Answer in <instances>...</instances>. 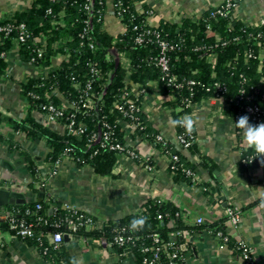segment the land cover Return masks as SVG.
Segmentation results:
<instances>
[{
	"label": "trees",
	"instance_id": "obj_1",
	"mask_svg": "<svg viewBox=\"0 0 264 264\" xmlns=\"http://www.w3.org/2000/svg\"><path fill=\"white\" fill-rule=\"evenodd\" d=\"M136 1L138 0H34L28 9L0 20V27L24 24L30 35L25 43H17L16 32L7 36L0 34V76L7 67L5 54L16 43L24 61L31 62L34 58L31 63L33 66L49 68L37 78L21 84V94L30 107L46 113L45 107L53 105L63 111V116L57 119L59 124L73 122L75 128L82 125L85 130L80 135L66 130L58 133L31 116L20 121H8V125L14 134L20 133L27 140H44L49 147L45 160L50 165L63 159H71L79 167L87 165L98 175H108L117 157L116 152L108 147L112 143L125 144L119 122L127 121L136 126L135 136L156 141L164 154L177 155L178 162L172 164L175 169L169 170L173 180L191 184L193 176L186 174L187 170H191L184 158L168 142L157 141L158 135L141 113V98L148 92V84L154 82L161 94L174 97L170 105L183 107L185 113H189L192 105L202 100L217 98L224 101L227 113L234 122L244 116L246 106L252 105L262 110L261 123H264V66L257 58L261 53L264 56V25L255 28L244 26L233 19L232 13L224 18H210V10H207L198 17H184L180 23L162 21L158 26L151 27L145 22L147 14H139L135 9ZM111 3L118 4L119 8L113 11V15L120 17L126 28L123 34L117 36L109 34L103 27L107 8ZM208 25L216 35H208ZM154 33L174 45V49L168 52L167 76L156 66L160 51ZM140 34L144 40L137 44L135 38ZM223 43L225 44L222 45ZM38 49L42 50L40 58L36 56ZM248 54H252L254 58H248ZM56 55H62L65 59L56 68H50L52 58ZM211 55L214 56V62L210 60ZM122 60H127L129 66L126 67ZM91 66L98 71V76L92 82L93 107L86 110L79 104V97L86 81L91 79ZM127 77L129 83H126ZM167 77L177 78L181 87L168 85ZM189 81L193 84L190 85ZM127 99L135 101L136 122L124 116L116 107L118 102L123 103ZM63 102L74 103L75 106L62 107ZM179 118L180 114L173 116V119ZM248 118L251 124L256 125L249 116ZM176 130L178 136L192 135L193 139L187 150L194 148V132L188 134L181 127H176ZM105 133L108 135L107 140H104ZM1 137L3 136L0 135ZM10 142L11 147L21 149L20 143ZM20 155L26 162L30 175L34 177L37 169L33 158L25 151L20 152ZM253 156L251 149L242 152L239 163L242 170L262 167L258 159L252 160ZM54 207L53 212L49 213L51 205L44 201L26 203L16 208L15 217L34 224L36 233H70L64 224V219L70 213L60 205ZM141 217L146 218L144 225L139 229H132L131 222ZM223 221L188 226L182 221L176 205L147 200L137 214L128 215L113 224L108 223L100 230L82 227L71 236L106 238L111 243L113 230L124 228L125 235L137 238L128 249L138 264L149 256L142 254L140 248L153 245V236L159 239V246H162L156 264H170L172 260L167 256L170 253L177 254V258L173 260L175 264H185L184 252L178 239L184 233L203 230L209 231L213 236L217 232L225 234ZM55 223L61 225L55 227ZM0 232H13L2 218ZM172 233L177 234L176 242L168 247ZM23 241L36 248L48 264H69V257L62 246H49L44 236L40 242L29 238ZM163 245L166 246L163 248ZM227 246L240 255L241 251L237 249L236 243L229 240ZM114 247L120 252L126 249Z\"/></svg>",
	"mask_w": 264,
	"mask_h": 264
},
{
	"label": "crops",
	"instance_id": "obj_2",
	"mask_svg": "<svg viewBox=\"0 0 264 264\" xmlns=\"http://www.w3.org/2000/svg\"><path fill=\"white\" fill-rule=\"evenodd\" d=\"M33 1L0 0V20L28 9ZM223 1L138 0L135 9L139 14L145 12L146 24L155 27L162 21L180 23L184 17H198ZM232 1L236 3L232 12L235 21L255 28L264 20V0ZM103 27L113 36L126 30L109 5ZM4 59L7 67L0 76V135L3 136L0 138V188H10L23 194L26 203H35L38 188L42 187L43 201L51 208L55 205L73 207L92 217L101 229L108 223L137 214L147 200L172 203L179 208L180 217L188 226L198 225V219H202L204 225L224 220L223 229L231 242H243L254 264H264V209L259 206L264 193L258 190L264 189V167L240 168L242 152L248 148L242 143V131L235 127L223 100H202L185 113L183 107L171 106L174 97L161 94L154 82L148 84L149 90L141 98V113L154 132L184 158L193 173L191 184L175 182L169 171V156L161 151L156 141L135 136L136 126L127 121L119 122L124 145L137 152L138 160L118 155L111 173L98 175L91 167H79L71 159L50 165L45 160L49 147L44 140H27L10 130L8 121L24 120L27 116L55 132L63 133L65 129L59 122L50 121L46 113L32 109L21 94V84L37 78L49 68L40 69L24 61L16 43ZM64 59L62 55L54 56L50 68H56ZM122 63L129 66L127 60ZM126 83H129L128 77ZM69 105L63 102L62 107ZM176 114H180V118L192 115L197 120L191 150L181 147L176 127L169 124ZM10 141L20 143L21 149L11 147ZM22 151L34 160L37 169L34 177L20 155ZM145 163L152 170H146ZM11 207H1L0 213ZM229 207L240 212L235 228L225 220ZM176 238L169 236V241L175 243ZM2 241L0 264H48L36 248L24 241L8 233H2ZM46 241L49 243V237ZM178 241L185 264H243L239 254L207 230L184 233ZM60 245L70 261L77 258L82 259L83 264H138L129 249L120 252L106 238L70 236Z\"/></svg>",
	"mask_w": 264,
	"mask_h": 264
},
{
	"label": "built area",
	"instance_id": "obj_3",
	"mask_svg": "<svg viewBox=\"0 0 264 264\" xmlns=\"http://www.w3.org/2000/svg\"><path fill=\"white\" fill-rule=\"evenodd\" d=\"M109 6H111L112 11L117 10L118 4L115 3H111L109 4ZM236 7V3L232 0H225L222 3H220L219 5L213 7L210 9L209 12V17L210 18H216V17H220V18H224L226 16H228L230 13H232L234 11ZM86 10L88 9V6L85 7ZM120 22L121 19L120 17L117 18ZM264 25V20H260L259 26ZM207 33L209 36H213L216 35V33L210 29V26L208 25L206 27ZM12 32H16V42L17 43H25L27 39H29V33L25 27L24 24H19V25H12V24H8L6 26H1L0 27V34H3L5 36L11 34ZM149 33V32H148ZM155 35V39L157 42V46L159 47V55L156 58V66L159 67L161 69V71L164 73L165 76H167L168 72H169V57H168V52L174 49V45L170 44L169 42L162 40L159 36L158 33H154ZM144 40L143 35H137V37L135 38V43L137 44H141ZM217 41H219V38H216ZM225 43H223L222 45H224ZM90 48H93L92 45H89ZM42 55V50L38 49L36 50V56L38 58H40ZM248 58H254V56L252 54H248L247 55ZM260 61V63L264 66V56L263 53H261L260 55H258L257 57ZM211 62H214V56L211 55L210 57ZM34 58L31 59L30 63H33ZM90 74H91V79H88L84 85V88L82 90V93L79 97V104H81V106L83 108H85L86 110H89L93 107V92H92V82H93V78L98 76V71L96 69H94L92 66L90 67ZM167 83L168 85L175 87V88H180L181 87V83L177 81V78L175 77H167ZM189 84L192 85L193 82L189 81ZM80 88V87H78ZM217 99V98H216ZM70 106H75L74 103L70 104ZM117 109L120 111V113H122L124 116H128L130 118L131 121L136 122V118L134 117V113L137 111V107L135 104V101L130 99V100H126L123 103L120 101L117 103L116 105ZM46 110V114L47 117L50 121L55 122L57 121L58 118L63 116V111L59 108H56L53 105H49L47 107H45ZM244 115H248L251 119L252 122H254L255 124H259L261 123V116L263 115L262 110L257 107V106H252V105H248L244 108ZM64 129L68 132V133H72V134H77L80 135L84 132V127L82 125L78 126V127H74V123L70 122L66 125H64ZM108 139V135L107 133L104 134V140ZM158 142H166L165 140H163L162 137L157 136L156 137ZM193 136L189 135L188 137L179 135L177 137V141L178 143L181 145V147L183 149H188L191 145ZM102 146H105V144H102ZM109 150L116 152L117 156L118 155H125L127 156L130 160L132 161H136L138 160V154L136 151L127 148L125 145H122L120 143H112L109 145L108 147ZM169 158H170V165H169V170H174L175 167L172 165L173 163L178 162V156L177 155H173V154H168ZM61 161H57L54 165H58ZM144 167L146 170L150 171L152 170V167L146 163L144 164ZM187 175L193 176V173L189 170L186 171ZM0 206V210H1ZM62 209L67 210L70 213L69 217H66L64 219V224L67 227V229L70 231V233H68V235L71 236L72 233H76L77 230L79 228L82 227H86L88 230H100V224L95 221L92 217H90L89 215H87L86 213L79 211L73 207L64 205L61 206ZM54 206L51 208L52 212L54 210ZM37 209H40L39 206H37ZM4 215L1 216L3 220H5L8 225L9 228L11 230H13L12 234H10L13 238L15 239H20V240H24L26 238L29 239H35L37 242H40L41 237H49V246H52L53 248L58 247L63 240V236L65 234H62L60 231L57 232H48V233H36L34 230L35 225L32 223H26L24 222V220H17V218L15 217V213H16V208L13 206L11 207V209L9 211H5L4 210ZM226 218H227V223L229 224L230 227L235 228L240 220V212L235 209V208H226ZM158 219H161V216H158ZM41 221V220H40ZM39 221V222H40ZM198 224L202 223V219H198L197 220ZM60 223H55L54 226L58 227L60 226ZM114 232V236L111 242L112 246H116L118 248H126L128 249L129 246L133 245L135 243V241L137 240V238H133L132 236L129 235H125V229L124 228H115L113 230ZM170 236H177L176 233H172L170 234ZM215 237L224 245L226 246L229 239V236L226 234H223L222 232H217ZM2 233L0 232V247L2 246ZM152 242L153 245L150 246H141L140 248V252L142 254H149V256H146L145 258H143L142 263L141 264H156L157 260H158V256H159V252L161 251V247L159 246V239L156 236L152 237ZM168 247H172L174 245V243L172 242H168ZM166 246V245H165ZM163 245V248L165 247ZM237 249H239L240 252V258L243 262V264H254L252 257L248 251V249L245 247V245L243 244V242H237L236 243ZM168 258H170L172 260V262L170 264H175L173 262L174 259L177 258V254L176 253H170L167 255Z\"/></svg>",
	"mask_w": 264,
	"mask_h": 264
},
{
	"label": "clouds",
	"instance_id": "obj_4",
	"mask_svg": "<svg viewBox=\"0 0 264 264\" xmlns=\"http://www.w3.org/2000/svg\"><path fill=\"white\" fill-rule=\"evenodd\" d=\"M169 124L172 127H181L186 133L191 134L197 125V120L192 115H185L179 119H170ZM235 127L242 131V143L246 148L254 153L253 159H258L259 164L264 167V123L253 125L249 122L248 116L244 115L235 122ZM264 193V189H258ZM264 209V200L260 205ZM146 218L141 217L131 222V228L136 230L144 225ZM70 264H83L82 259L72 258Z\"/></svg>",
	"mask_w": 264,
	"mask_h": 264
},
{
	"label": "water",
	"instance_id": "obj_5",
	"mask_svg": "<svg viewBox=\"0 0 264 264\" xmlns=\"http://www.w3.org/2000/svg\"><path fill=\"white\" fill-rule=\"evenodd\" d=\"M98 141H99V135H98L97 142ZM38 191H39V194H38L37 203H41V202H43V198L45 195L44 189L42 187H39ZM25 203H26V201H25L23 194L16 192V191H12L10 188H7V187L0 188V206L20 207V206L25 205ZM49 213H52L51 209H49ZM3 215H4L3 213H0V216H3ZM69 237H70V235L65 234L63 236V240L67 241L69 239Z\"/></svg>",
	"mask_w": 264,
	"mask_h": 264
}]
</instances>
